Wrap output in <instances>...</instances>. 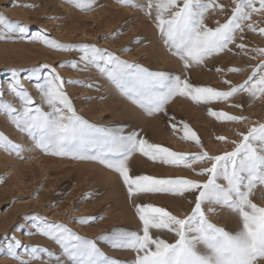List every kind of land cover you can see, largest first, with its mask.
Listing matches in <instances>:
<instances>
[{"label": "rangeland", "instance_id": "374dc122", "mask_svg": "<svg viewBox=\"0 0 264 264\" xmlns=\"http://www.w3.org/2000/svg\"><path fill=\"white\" fill-rule=\"evenodd\" d=\"M0 264H264V0H0Z\"/></svg>", "mask_w": 264, "mask_h": 264}]
</instances>
